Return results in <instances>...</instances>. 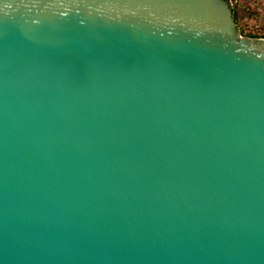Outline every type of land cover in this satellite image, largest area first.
Segmentation results:
<instances>
[{"label": "water", "instance_id": "obj_1", "mask_svg": "<svg viewBox=\"0 0 264 264\" xmlns=\"http://www.w3.org/2000/svg\"><path fill=\"white\" fill-rule=\"evenodd\" d=\"M0 264H264V39L230 0H0Z\"/></svg>", "mask_w": 264, "mask_h": 264}, {"label": "rangeland", "instance_id": "obj_2", "mask_svg": "<svg viewBox=\"0 0 264 264\" xmlns=\"http://www.w3.org/2000/svg\"><path fill=\"white\" fill-rule=\"evenodd\" d=\"M230 2L232 4V1ZM238 2L241 6L246 7L244 10H239L238 18H241L242 20L248 18L249 26L254 27L258 19H260V21L264 20V0H238ZM249 30L250 28L246 29L247 32Z\"/></svg>", "mask_w": 264, "mask_h": 264}, {"label": "built area", "instance_id": "obj_3", "mask_svg": "<svg viewBox=\"0 0 264 264\" xmlns=\"http://www.w3.org/2000/svg\"><path fill=\"white\" fill-rule=\"evenodd\" d=\"M236 2V0H234ZM240 19V18H239ZM238 24V23H237ZM239 29H243L245 33H253L257 35L256 37L263 38L264 39V20L258 19L257 23L254 25V27L249 26V24H246V20H242L239 22ZM250 28V30L247 32L246 29ZM242 32V31H241ZM244 34V33H243ZM246 35V34H245Z\"/></svg>", "mask_w": 264, "mask_h": 264}, {"label": "trees", "instance_id": "obj_4", "mask_svg": "<svg viewBox=\"0 0 264 264\" xmlns=\"http://www.w3.org/2000/svg\"><path fill=\"white\" fill-rule=\"evenodd\" d=\"M230 1H232V11H233V17H234V20L238 23V25H239V22L240 21H242V19L240 18H238V13H239V10L240 9H242V10H244V8H246V7H243V6H241L240 4H239V2H238V0H236V2H233V0H230ZM254 15V14H253ZM245 20V19H244ZM249 22V19L247 18L246 19V24ZM241 31H242V33H244V34H246V35H250V36H253V37H256L257 35H255V34H253V33H245L244 31H243V29H241Z\"/></svg>", "mask_w": 264, "mask_h": 264}]
</instances>
